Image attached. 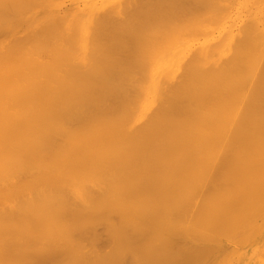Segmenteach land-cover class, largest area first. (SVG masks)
<instances>
[{"label":"bare ground","instance_id":"obj_1","mask_svg":"<svg viewBox=\"0 0 264 264\" xmlns=\"http://www.w3.org/2000/svg\"><path fill=\"white\" fill-rule=\"evenodd\" d=\"M0 264H264V0H0Z\"/></svg>","mask_w":264,"mask_h":264},{"label":"rangeland","instance_id":"obj_2","mask_svg":"<svg viewBox=\"0 0 264 264\" xmlns=\"http://www.w3.org/2000/svg\"><path fill=\"white\" fill-rule=\"evenodd\" d=\"M189 213H190V212H189ZM189 213H188V214H189ZM188 214H187V216H188ZM189 216H190V215H189ZM234 254H235V253H234Z\"/></svg>","mask_w":264,"mask_h":264}]
</instances>
